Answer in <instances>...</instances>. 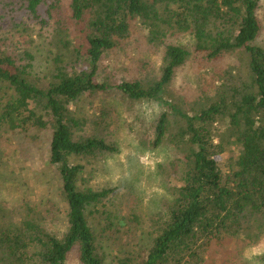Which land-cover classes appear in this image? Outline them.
I'll return each instance as SVG.
<instances>
[{
    "label": "trees",
    "instance_id": "16d2710c",
    "mask_svg": "<svg viewBox=\"0 0 264 264\" xmlns=\"http://www.w3.org/2000/svg\"><path fill=\"white\" fill-rule=\"evenodd\" d=\"M61 2L67 13L56 9ZM261 9L262 0H0V89L12 92L0 102V127L51 133L50 162L67 203L61 233L50 226V209L14 211L0 199V264H68L75 252L79 264H108L90 216L106 214L104 232L116 231L108 206L118 188H94L85 175L119 150L107 131L112 112L102 104L91 122L73 108L104 94L129 110L162 104L149 141L172 150L168 168L175 169L149 230L131 213L118 228L123 238L111 235L122 250L112 264H246L245 250L264 238ZM21 11L49 47L42 75L31 36L3 31ZM128 51L138 55L135 67L103 74L105 57ZM188 65L198 67L192 97L174 87ZM126 222L136 225L126 231ZM256 258L264 264V254Z\"/></svg>",
    "mask_w": 264,
    "mask_h": 264
},
{
    "label": "rangeland",
    "instance_id": "374dc122",
    "mask_svg": "<svg viewBox=\"0 0 264 264\" xmlns=\"http://www.w3.org/2000/svg\"><path fill=\"white\" fill-rule=\"evenodd\" d=\"M61 3L56 9L66 12L63 6L65 3ZM40 13L47 17L46 7H42ZM260 17L264 24V0H262ZM15 18L16 22L12 24L9 19L7 20L3 31L12 37L17 31L16 28H19L24 35L31 36L33 41L28 46L37 58L35 74L42 75L48 68L47 41L45 37L42 39L39 37L38 25L32 18L24 17L22 11L17 13ZM67 22L72 24L69 18ZM20 23L22 25H19ZM26 26L29 27L28 31L24 30ZM26 40H30V37ZM258 43L264 46V30ZM147 55L150 60L159 65L160 60L155 53L141 54L142 57ZM137 57V53L133 54L130 51L107 56L103 61V74L112 75L113 65L119 71L131 69L135 67L133 62ZM193 68L189 65L181 68L174 82V87L185 91L184 94L189 97H192V90L198 86V75L195 73L198 67ZM10 93L12 92L9 88L2 87L0 102L8 99ZM104 95L100 98H92V101L91 98L84 97L73 108L78 116H85L91 122L97 118L96 114L102 104L107 112H112L111 121L107 119L110 122L107 131L110 132L112 140L117 143L119 150L103 162L93 165L95 168L93 173L85 175L89 186L94 188H118L116 198L108 206L117 223L114 227L116 231L104 232L106 214L102 215L95 211L91 212L90 216L101 249L107 255L108 264H112V260L118 253H122V250L121 243H118L111 235L123 238L118 228L124 227L122 220L131 213L140 216L143 221L141 226L143 230H149L151 217L157 218L163 212L162 203L169 197L168 187L175 179L170 176V173L173 175L175 169L168 168V162L173 156L172 150L167 146L154 148L149 141L153 137L156 120L163 111L162 104L156 101L143 102L134 105L133 110H129L131 104L117 99L115 94ZM50 150L51 133L48 131L17 130L14 132L7 126L0 127V199L6 202L5 208H15L14 211L20 209L27 211L31 205L38 206L43 211L50 209L53 217L50 226L53 230L62 233L67 227V203L60 197L61 181L58 172L50 162ZM163 164L164 169L161 172L160 165ZM128 225L132 226L136 223L126 222V231H128ZM261 254H264V238L245 250L244 261L246 264H261L260 259L256 258ZM68 264H79L76 252L69 258Z\"/></svg>",
    "mask_w": 264,
    "mask_h": 264
}]
</instances>
